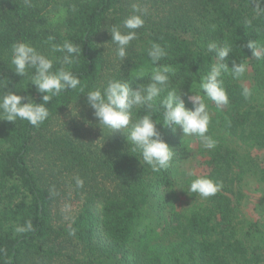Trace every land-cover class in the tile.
<instances>
[{
    "label": "trees",
    "instance_id": "obj_1",
    "mask_svg": "<svg viewBox=\"0 0 264 264\" xmlns=\"http://www.w3.org/2000/svg\"><path fill=\"white\" fill-rule=\"evenodd\" d=\"M133 3L148 14L120 61L106 28L130 15ZM251 6V0H0V95L42 102L29 78L12 70L16 42L46 55L50 43L80 46L81 56L65 67L84 86V93L67 90L53 98L46 105L49 118L39 126L0 120V264H264V203L251 212L240 209L250 192H261L264 200V155L251 160L236 149L264 154V60L247 48L251 40L264 44V17H254ZM210 40L232 47L229 67L232 60L247 66L239 80L222 75L227 107L218 110L206 100L215 149L162 125L160 101L167 90L153 109H132L133 121L150 111L173 149L169 167L160 172L132 152L128 129L110 133L90 126L97 132L92 135L91 128L81 133L84 126H58L73 105L82 119L97 124L85 94L108 79L126 81L133 90L147 85L158 66L147 54L153 42L167 52L159 64L175 69L168 90L181 93L191 109L188 95H203L199 80L217 63L216 54L206 51ZM141 70L145 75L138 77ZM244 86L251 90L247 98ZM183 161L197 166V176L221 182V190L208 198L189 192L188 171L177 169ZM66 202L75 208L67 212ZM29 220L34 231H15Z\"/></svg>",
    "mask_w": 264,
    "mask_h": 264
},
{
    "label": "clouds",
    "instance_id": "obj_2",
    "mask_svg": "<svg viewBox=\"0 0 264 264\" xmlns=\"http://www.w3.org/2000/svg\"><path fill=\"white\" fill-rule=\"evenodd\" d=\"M28 0H26V3ZM254 10V17H264V0H251ZM29 6H31L29 4ZM132 12L119 24H111L106 30L111 35V42L116 46V58L120 61L128 55L130 43L137 39V30L145 25L144 17L148 14L146 7L138 3L132 4ZM251 25V21H246ZM49 42L53 37L48 38ZM49 54L38 51L34 46L26 42H16L11 46L12 70L20 77H28L31 85L41 95L42 102L37 103L31 95L22 96L13 92L5 91L0 95V120L15 122L17 120L27 121L31 126H39L45 122L50 115L46 106L53 101V98L60 97L67 90L84 93V86L81 79L75 75L70 68L76 58L81 56V47L65 40L62 44L50 43ZM247 48L251 50L256 60H264V44L255 40L248 41ZM206 51L214 52L217 63L211 66L210 71L200 78L198 88L203 95H188V101L192 108L185 106L181 93L176 90H168L170 85V74L175 69L167 64L159 62L167 56L166 50L157 43H152L148 49V56L153 65L150 82L147 85H138L134 90L129 83L118 79H108L106 86L87 91V106L92 110V115L98 126L110 130V133L117 130L128 129L126 140L132 146V152L139 153L143 162L151 167L153 172L166 170L173 158L174 152L161 138L157 130V123L152 119L151 112L133 121L132 109L145 108L153 109L154 103L167 90L166 96L160 101L163 108V126H171L172 131L177 127L181 130L183 137L196 138L205 149H215L217 140L208 135L211 123V114L206 100L212 101L216 108L222 109L229 105V97L223 86L222 75L230 73L233 79L239 80L246 72V63H237L232 60L231 67L225 62L233 49L230 45H221L215 40L206 44ZM54 53H62L60 57H53ZM59 63L60 67L54 68ZM34 70V71H33ZM144 71L137 73L143 77ZM6 88V85H5ZM242 94L245 98L251 95V90L244 86ZM71 118L81 119L78 108L74 105L69 109ZM85 124L91 121L85 119ZM187 176L190 179L188 191L197 193L202 198L215 196L223 187L221 182L213 179L197 176L195 171L189 169ZM77 187L83 186V180L75 178ZM18 233L34 231V225L29 220L23 226H17ZM75 235V229L69 232Z\"/></svg>",
    "mask_w": 264,
    "mask_h": 264
},
{
    "label": "rangeland",
    "instance_id": "obj_3",
    "mask_svg": "<svg viewBox=\"0 0 264 264\" xmlns=\"http://www.w3.org/2000/svg\"><path fill=\"white\" fill-rule=\"evenodd\" d=\"M264 109V103H263V106H262ZM80 112V116H81V111L79 110ZM87 120H89V118H85ZM85 119H82V116H81V119H76V118H71L69 113L62 118L60 124L58 126H72L74 128V130L80 128V126H84L83 128L81 127V133H84V131H88V129L91 128L92 130V135H95L97 132L90 126H98L97 124H85L84 123V120ZM123 130H117V131H113L112 133H118V132H121ZM92 138V137H91ZM96 139H100L99 137H96ZM241 147V145H240ZM236 148L237 151H238V155L240 157H246L248 159L252 158L251 160H261L263 158V152L260 151V150H257L256 148L254 149V147L251 149L250 153H248L249 150H246L245 148ZM177 169L178 171H181V172H187L189 169H192L193 171H195V173H198L199 172V169H197V166H194L193 167V164H189V162L187 161H183L182 163L179 164V167L177 166ZM253 177H250L247 181L250 182L248 184V188L249 189H252V187H254V184L253 182H251ZM251 195L248 197V199H246L245 201V205L243 204L242 207L240 208L242 211L244 212H247L248 210H250L249 212L252 211V207L255 206V207H259V205L262 203H264V200L261 198V195H259L261 192H250ZM259 193V194H258ZM255 198V199H254ZM75 205L73 204H69V202H66V204L63 205V208H66L67 207V212L73 210L75 207ZM245 206H248L247 208Z\"/></svg>",
    "mask_w": 264,
    "mask_h": 264
}]
</instances>
